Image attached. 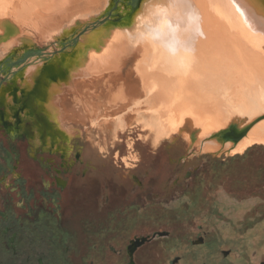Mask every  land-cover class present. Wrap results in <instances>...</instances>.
Returning a JSON list of instances; mask_svg holds the SVG:
<instances>
[{
  "label": "bare ground",
  "instance_id": "obj_1",
  "mask_svg": "<svg viewBox=\"0 0 264 264\" xmlns=\"http://www.w3.org/2000/svg\"><path fill=\"white\" fill-rule=\"evenodd\" d=\"M42 1L40 29L62 26L102 5V0H71L62 9L67 16L54 22L55 9L62 11L58 0ZM237 2L241 0L154 2L150 14L143 15L148 24L139 26L145 33L131 39L126 28L116 26L113 33L99 34L105 48H87L85 55L103 57L100 62L90 60L81 69L50 64L33 71L26 85L9 87L11 92L0 97V121H12L21 99L33 93L30 108L19 115L23 126L37 123L38 132L41 128L47 134L45 148L54 144L64 153L72 152L74 137L80 136L77 126L97 125L102 115L110 119L103 126L110 127L114 118L118 125L129 124L136 121L133 114H121L128 109L146 113L151 132L161 126L162 136L181 135L197 154L234 155L264 144V33L244 22ZM242 2L259 15L262 5ZM124 7L117 8H122L120 19L137 13H126ZM157 28L164 34H154ZM171 38L184 46L178 47L181 53L162 46ZM190 40L194 47L183 45Z\"/></svg>",
  "mask_w": 264,
  "mask_h": 264
},
{
  "label": "rangeland",
  "instance_id": "obj_2",
  "mask_svg": "<svg viewBox=\"0 0 264 264\" xmlns=\"http://www.w3.org/2000/svg\"><path fill=\"white\" fill-rule=\"evenodd\" d=\"M40 1L0 0V17L2 18V20L0 18V22L4 28H9L11 25L12 17L9 15L13 13L27 18L29 16L32 19V22H27L28 28L26 27L18 33L14 32L16 29L13 28L14 39L8 42L7 50L0 45V97L8 94L9 89L12 91L15 87L26 85V83H22L28 82L26 79L34 70L47 67L51 62H59L70 54L81 57L86 48L94 51L103 50L105 47L99 41H103L104 37L100 36L98 41L99 34L113 33L117 30H115L116 26L119 27L116 25L106 28L104 25L112 24L120 19V15L123 16L120 13L122 8L117 9L120 4L124 3L125 12L130 13L131 6H137L139 0L137 2L133 0H102V5L98 10L83 11L77 17L69 21L65 20L62 26L50 27L49 25L46 28L43 26L44 29H40L42 11L40 5L44 4V1ZM46 1L51 2V0ZM70 1L58 0V8L62 10ZM158 1L161 0L154 2ZM154 2L142 0L137 8V13L127 20L133 22L135 18V21H138L144 14H150L148 10ZM55 11L54 22L61 21L64 16H67L65 9L62 11L55 9ZM33 26L37 27L34 31L32 30ZM126 29L129 33L128 38L131 39L135 35L147 31L139 26ZM83 30L85 31L83 32ZM55 31H62V33L52 40L50 36ZM155 31L153 33L158 36L164 34L161 28H157ZM5 38L0 30V44ZM27 41L29 43H26ZM163 41L162 46L175 53H181L178 47H184L177 44L173 38ZM67 45L70 46V50L60 51L62 53L57 52ZM183 45L195 46L191 40L190 44L184 43ZM49 52L51 53L48 54ZM91 58L97 59L93 56ZM80 59L82 57L72 61L77 62ZM21 105H18V109ZM121 114H133L132 117H135L136 121L129 124L121 122L118 125L117 119L114 118L110 127H106L102 124L110 119L102 115L97 125L89 123L76 128L80 136L76 134L74 142L81 146L82 162L90 164L92 167L93 193H98L93 195L94 204L104 202L106 191L113 198L115 205L127 203V200H130L131 204L139 194L145 192L147 205L151 208L155 209L156 207L169 211L189 209V213L195 212L198 215L191 216L190 221L185 224L193 222V227L201 225L213 233L212 238L217 239L218 247L216 243H208L205 246L192 248L189 258L192 255L200 258L195 264H203L201 256L203 257L207 253L215 254L217 248L220 259L224 255H228L229 264H259L260 261H264V212L259 209L254 213L255 215L249 214L264 205V190L262 193H258L259 190L256 191L253 186L254 183H249V188L244 186L236 188L232 184L226 186L223 184L214 190L212 197L214 199L210 202L211 206H208L211 216L205 218L204 212L192 207L191 192H194L195 188L201 184V181L195 176L201 170L215 166L221 167L223 161L225 162L239 153L234 155L224 153L220 157L212 153L197 154L196 148L190 150L181 135L173 133L170 138L166 135L162 136L161 126L154 128L153 132L149 131L147 122L143 119L144 116H147L146 113L128 109ZM138 117H140L139 120ZM14 121L15 119L12 117V122ZM25 125H28L33 132L34 143L40 144L41 128L38 132L37 123L34 125L28 122ZM256 144L260 146L256 147L250 156L258 158V166H264V144ZM251 147L246 148L245 152L240 154L244 155ZM83 170L84 166L81 165L79 171ZM124 175L127 176L124 177ZM201 196L202 194H200ZM96 219L102 222L104 216L99 215ZM176 256L175 251L169 252L167 254L169 263L166 262V264H173ZM179 264L187 263L181 261ZM211 264H219L218 258L215 257Z\"/></svg>",
  "mask_w": 264,
  "mask_h": 264
},
{
  "label": "flooded vegetation",
  "instance_id": "obj_3",
  "mask_svg": "<svg viewBox=\"0 0 264 264\" xmlns=\"http://www.w3.org/2000/svg\"><path fill=\"white\" fill-rule=\"evenodd\" d=\"M9 16L12 17L9 28L0 22V30L6 37L0 45L6 50L8 42L14 39V32L28 28L27 17L15 13ZM154 18L162 20L158 16ZM147 22L145 16L135 21L134 26L133 22L123 19L104 26L132 29ZM61 33L55 31L50 37L54 40ZM70 49L67 45L57 52ZM92 56L85 55L84 51L77 62L73 61L81 57L70 54L50 64L81 69L95 60ZM34 96L32 93L21 99L20 109L12 114L14 122L4 118L0 121V264H166L169 263L167 254L174 251L177 256L173 264L181 261L195 264L200 258L196 255L189 258L192 248L208 243H216L218 247L217 239L204 226L195 228L193 222L185 224L198 213H189L184 208L153 209L147 205L145 192L131 204L127 200L115 205L106 191L104 202L94 204L93 195L98 193H93L92 167L82 162L80 144L73 141L72 152L56 151L54 144L47 150V134L41 131V142L36 145L30 127L23 126L20 117L30 108ZM199 185L194 192L203 187L202 182ZM207 199L203 197L200 204L207 203ZM196 208L204 212L205 218L211 216L208 206ZM98 214L104 216L102 222L96 219ZM218 252L217 248L215 254L201 256L203 264L213 263L215 257L219 264H229L228 255L220 259Z\"/></svg>",
  "mask_w": 264,
  "mask_h": 264
},
{
  "label": "trees",
  "instance_id": "obj_4",
  "mask_svg": "<svg viewBox=\"0 0 264 264\" xmlns=\"http://www.w3.org/2000/svg\"><path fill=\"white\" fill-rule=\"evenodd\" d=\"M260 146L259 144L254 145L249 148L248 151L241 155L232 156L229 160L223 161L222 166H215L214 168H208L206 170H201L198 175L195 176L199 181L203 183V187L198 189L197 192L192 194L193 207H207L211 206V201L214 195V190L219 185H229L232 184L234 187L244 186L249 188V183H254V188L258 193H262L264 190V166H258V158L250 156V153ZM218 181V182H217ZM256 183V187H255ZM200 194L202 196L200 197ZM203 197H207V203H202ZM260 209L264 212V205L259 206L257 210Z\"/></svg>",
  "mask_w": 264,
  "mask_h": 264
},
{
  "label": "snow or ice",
  "instance_id": "obj_5",
  "mask_svg": "<svg viewBox=\"0 0 264 264\" xmlns=\"http://www.w3.org/2000/svg\"><path fill=\"white\" fill-rule=\"evenodd\" d=\"M248 3L255 6L256 0H248ZM237 11L240 12L241 17L244 19V22L252 28L254 31L259 30L264 33V5H262L259 9V15L254 13L247 4L241 2L236 3ZM135 24V18L133 20V26ZM58 123V121H57Z\"/></svg>",
  "mask_w": 264,
  "mask_h": 264
},
{
  "label": "water",
  "instance_id": "obj_6",
  "mask_svg": "<svg viewBox=\"0 0 264 264\" xmlns=\"http://www.w3.org/2000/svg\"><path fill=\"white\" fill-rule=\"evenodd\" d=\"M134 2H137L138 0H133ZM141 1L142 0H139L138 1V4H137V6H131V11H130V13L133 15L134 13H135V11H136V9L138 8V6H139V4L141 3ZM256 4L257 5H264V0H256ZM127 8H130V7H127ZM85 30H83V32H84ZM51 52H49L48 54H50ZM47 54V55H48Z\"/></svg>",
  "mask_w": 264,
  "mask_h": 264
}]
</instances>
